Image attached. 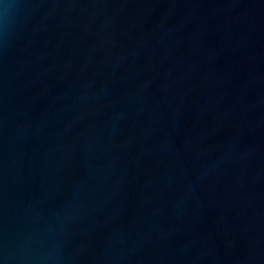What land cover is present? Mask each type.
Instances as JSON below:
<instances>
[{
  "label": "water",
  "instance_id": "95a60500",
  "mask_svg": "<svg viewBox=\"0 0 264 264\" xmlns=\"http://www.w3.org/2000/svg\"><path fill=\"white\" fill-rule=\"evenodd\" d=\"M0 264H264V0H0Z\"/></svg>",
  "mask_w": 264,
  "mask_h": 264
}]
</instances>
